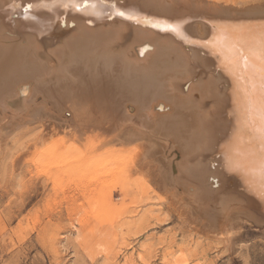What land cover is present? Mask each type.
Returning <instances> with one entry per match:
<instances>
[{"label":"bare ground","instance_id":"6f19581e","mask_svg":"<svg viewBox=\"0 0 264 264\" xmlns=\"http://www.w3.org/2000/svg\"><path fill=\"white\" fill-rule=\"evenodd\" d=\"M262 56L264 0H0V137L50 125L71 186L232 253L264 236Z\"/></svg>","mask_w":264,"mask_h":264},{"label":"rangeland","instance_id":"374dc122","mask_svg":"<svg viewBox=\"0 0 264 264\" xmlns=\"http://www.w3.org/2000/svg\"><path fill=\"white\" fill-rule=\"evenodd\" d=\"M54 143L50 125L0 141V264H264L263 235L246 234L230 253L153 190L121 207L113 193L74 188ZM20 155L29 159L17 169Z\"/></svg>","mask_w":264,"mask_h":264},{"label":"snow or ice","instance_id":"6c2138e0","mask_svg":"<svg viewBox=\"0 0 264 264\" xmlns=\"http://www.w3.org/2000/svg\"><path fill=\"white\" fill-rule=\"evenodd\" d=\"M99 2L104 3L105 0H99ZM90 6L95 8L97 6V4L91 3ZM17 7H19V5H17ZM33 7H34V5L29 4L28 7L25 9V13L27 14ZM76 7H79V5H76ZM117 15H123V13L118 12ZM177 30H178V26L172 28V31H177ZM241 59L243 60V66L245 68H248L250 66V60L244 56H242ZM260 76H261V90H262V93H264V56H262V66H261V70H260ZM261 131H262V133H264V107H262V128H261Z\"/></svg>","mask_w":264,"mask_h":264}]
</instances>
